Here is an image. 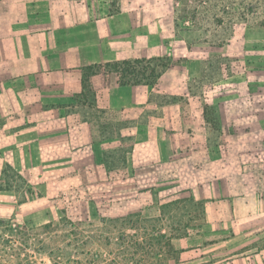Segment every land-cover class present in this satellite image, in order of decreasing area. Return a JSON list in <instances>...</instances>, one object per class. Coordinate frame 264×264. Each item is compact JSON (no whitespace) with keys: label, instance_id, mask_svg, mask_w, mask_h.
Masks as SVG:
<instances>
[{"label":"rangeland","instance_id":"374dc122","mask_svg":"<svg viewBox=\"0 0 264 264\" xmlns=\"http://www.w3.org/2000/svg\"><path fill=\"white\" fill-rule=\"evenodd\" d=\"M67 1L71 4L58 3V11L72 14L57 19L67 29L52 30L56 48L70 39L86 66L170 57L173 65L153 87L150 100L159 108L178 110L192 100L194 113L202 108L203 116L207 105L204 119L211 142H219L222 155L236 156L239 165L253 152L264 154L262 0ZM62 78L72 89L80 83L74 75ZM98 80L106 86L116 79L106 75ZM42 85L48 83L31 84V89L43 91ZM161 112L147 109L141 129L158 139L167 132L168 143V125L155 123L156 133L149 125ZM96 115L102 139L95 145L91 177L63 181L64 175L33 171L28 182L8 164L0 172V264H229L247 257L246 252L264 249V222L237 225L233 200L226 195L220 197L227 210L213 219L215 212L209 215L205 203L192 194L188 173L135 183L132 137L126 130L132 123L121 121L115 112ZM8 117L0 116V129L21 114ZM118 140L123 141L120 147ZM161 156L159 169L165 172L166 154ZM101 162L105 169H120V177L128 176L124 187H102L105 180L97 175ZM245 213L239 212L240 219H246Z\"/></svg>","mask_w":264,"mask_h":264},{"label":"crops","instance_id":"0c3cea01","mask_svg":"<svg viewBox=\"0 0 264 264\" xmlns=\"http://www.w3.org/2000/svg\"><path fill=\"white\" fill-rule=\"evenodd\" d=\"M59 2L63 0H0V116L12 119V115L21 114L15 122L7 121L0 129V172L8 164L28 182L33 179V171L64 175L63 181L91 177L97 161L95 145L102 139L96 113L110 111L115 112L121 121L133 125L131 130H126L132 137L130 167L135 168L132 174L135 183L162 177L176 179L188 173V186L195 199L205 203L209 215L218 213H214L213 219L227 210L220 197L226 195L233 200L231 210L238 217L237 225L254 227L263 223L264 154L253 152L244 160L245 165H239L236 156H223L220 152L222 145L211 142V128L205 123L203 109L198 108L194 113L192 100L182 110L174 106L159 108L150 100L153 87H122L116 80L102 86L99 76H95L91 82L97 94L96 106H73L82 90V70L87 64L81 61L82 55L78 60V47L70 39L62 42L59 48L54 45L52 30L67 29V25L59 20L70 19L72 14L71 10L58 11ZM66 3L71 4V1L66 0ZM43 41H48L49 45H42ZM103 63L106 62L93 61L91 65ZM72 75L80 82L73 89L62 84V77ZM37 83H48L41 87L47 94L38 87L31 89V84ZM60 104L67 107H59ZM147 109L163 110L157 113L158 120L154 115L156 122L149 116L153 119L149 125H153V133L157 128L155 123L160 121L168 125L171 131L168 143L164 141L167 132L160 134L158 139L141 129ZM90 113L93 117L89 116ZM147 136L148 140H145ZM118 141L117 146L123 145V141ZM228 150H232L231 143ZM164 153L167 158L165 172L158 164ZM83 164L86 166H81ZM100 164L104 168V162ZM102 168L97 174L105 180L102 187H124L128 176L120 177V169ZM238 175L244 180L239 177L241 181L238 182ZM239 188L241 197L236 196ZM111 196H115L113 192ZM243 211L246 219L239 217V212ZM246 253L247 257L242 256L229 264H264V249Z\"/></svg>","mask_w":264,"mask_h":264},{"label":"trees","instance_id":"16d2710c","mask_svg":"<svg viewBox=\"0 0 264 264\" xmlns=\"http://www.w3.org/2000/svg\"><path fill=\"white\" fill-rule=\"evenodd\" d=\"M262 3H264V0H262ZM172 65L173 63L170 57H142L85 66L82 70V90L76 96L75 100L82 106H88L90 108L96 106L97 94L91 82L95 76L114 75L117 84L122 87L139 85L154 87ZM207 113L208 106L206 105L204 116L208 120L206 118Z\"/></svg>","mask_w":264,"mask_h":264}]
</instances>
